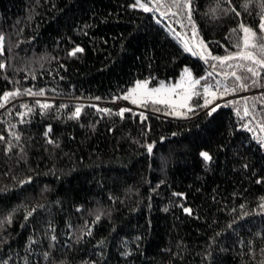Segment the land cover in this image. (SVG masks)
I'll return each mask as SVG.
<instances>
[{"label":"trees","instance_id":"obj_1","mask_svg":"<svg viewBox=\"0 0 264 264\" xmlns=\"http://www.w3.org/2000/svg\"><path fill=\"white\" fill-rule=\"evenodd\" d=\"M145 2L0 0V264H264V67L212 59L264 34V0ZM184 67L185 116L89 101Z\"/></svg>","mask_w":264,"mask_h":264},{"label":"snow or ice","instance_id":"obj_2","mask_svg":"<svg viewBox=\"0 0 264 264\" xmlns=\"http://www.w3.org/2000/svg\"><path fill=\"white\" fill-rule=\"evenodd\" d=\"M138 2H139V0H138ZM251 2H253V0H249V3H251ZM139 6L142 7L145 11H149L150 10L144 4H140ZM248 6H249L248 3L243 5V7L245 9H247ZM261 8H262V10H264V3L261 4ZM189 19H190V17H189ZM241 28H242V30H243V32L245 34L244 37H243V49L241 51H238L237 53L229 54L228 56H225V57H212V59L218 60L221 63H224V62L229 61V60H234V59H242V60H246V61H251L255 65H259L261 67H264V34H262L259 37H257V33L255 31H253L252 29L244 27L243 25H241ZM258 30L261 33H264V11H262V13H261V23L259 25V29ZM2 39H3V37L0 36V40H2ZM204 47L206 48V46H204ZM249 49H252V50H249ZM186 50L191 51L190 48H186ZM79 51H82V49L76 48L71 54L75 55V53L79 52ZM257 53H259L261 58H257ZM0 67H3V65H0ZM238 67H244V65L240 64V65H238ZM185 71L187 73L188 70H185ZM247 71L253 73L254 75L257 74L255 67H248ZM231 76L235 77V79L237 81L242 79L240 76H238L236 74V72H232ZM201 79H204V78H201ZM197 84H200V80H190L188 82V88H186L185 91H184V95H183L182 101L178 105L179 107H181V108L188 107V101L191 99L192 95H199V93H196V92L193 91L194 88H195V85H197ZM242 86H244V85H242ZM142 87L145 88V91H144L143 95L145 97H147V98L161 96V94L164 91L163 86L161 88H152L150 90H147L146 89V85H142V84H140L138 82L137 89L142 88ZM212 87H213L212 85H209V84L205 83L203 85V91H204V93L215 97L216 96V92L212 91ZM235 90H236L235 88L232 89V91H235ZM228 91H229V89H227V88L224 89V93H227ZM29 92H30V90H29ZM36 94L40 95V94H42V92L41 93H36ZM9 95H15V94L6 93L5 97L7 98V96H9ZM130 96H132V93H129V95L125 96L124 99H129ZM137 102L138 101L136 99L132 100V103H137ZM154 102L155 103H161V104H170V103H172V101H170L168 99H164V98L157 99ZM209 103H211V101L206 99L204 106H207ZM44 107H48V105H44ZM216 107H219V105H217ZM215 110H216L215 107L212 108V111H215ZM105 111H107V110H105ZM124 111H127V109H121L120 113H118V114L119 115H123ZM189 111H191V108H189ZM177 114H180V113H177ZM247 114H248L247 110H245V115H247ZM75 115H77V116L79 115V109H77ZM151 147H152L151 145L148 146L149 152L151 151ZM201 155L205 159H210L208 153H206V152L201 153ZM185 211H189V210L185 209ZM97 219H99V217H97Z\"/></svg>","mask_w":264,"mask_h":264},{"label":"rangeland","instance_id":"obj_3","mask_svg":"<svg viewBox=\"0 0 264 264\" xmlns=\"http://www.w3.org/2000/svg\"><path fill=\"white\" fill-rule=\"evenodd\" d=\"M138 3L144 4L145 6H147V3L145 2V0H139ZM173 30L175 33H177V38L181 42V44L185 48H190L191 52L195 53L196 51H199L202 54H205L207 52L206 48L204 47L205 46L204 42H202L200 37L196 35L194 29H191L192 31L190 30L191 31V33L189 34L190 39L187 36H183L182 33L181 34L178 33L177 29H173ZM185 70H188L187 73ZM190 80H198V78L193 74L192 70L189 67H184L180 71L179 75L173 80L162 81L156 84H152V83H149V81H147L146 79H138L129 88L126 96H128L129 93H132V96H130L129 98L131 99V104L133 106L135 105L137 108H140V109H143V107L141 106L142 103H146V102L155 103L154 101L160 98L168 99L172 101V103L167 104L172 108L171 112L168 113V115L175 116V117H182L186 115L185 111H187L191 107V104H192L191 99L193 95L191 99L188 101V107L181 108L178 106L182 101L184 91L186 88H188V82ZM138 82L142 85H146L147 90H150L152 88H161L163 86L164 91L161 94V96L147 98L143 95L145 91L144 87L137 89ZM196 89H197V85H195V88L193 91L195 92ZM213 92H216V88L213 90ZM133 99H136L138 102L132 103ZM158 104H161V103H158ZM177 113H180V114H177Z\"/></svg>","mask_w":264,"mask_h":264},{"label":"built area","instance_id":"obj_4","mask_svg":"<svg viewBox=\"0 0 264 264\" xmlns=\"http://www.w3.org/2000/svg\"><path fill=\"white\" fill-rule=\"evenodd\" d=\"M260 23H261V15H260ZM241 94H243V92L238 93V95H241ZM124 97L125 96H119L113 99H91L89 101L97 104V106L101 109H118V108L126 107V106L136 107L135 105L133 106L131 104V99H124Z\"/></svg>","mask_w":264,"mask_h":264},{"label":"water","instance_id":"obj_5","mask_svg":"<svg viewBox=\"0 0 264 264\" xmlns=\"http://www.w3.org/2000/svg\"><path fill=\"white\" fill-rule=\"evenodd\" d=\"M243 90V89H242Z\"/></svg>","mask_w":264,"mask_h":264}]
</instances>
